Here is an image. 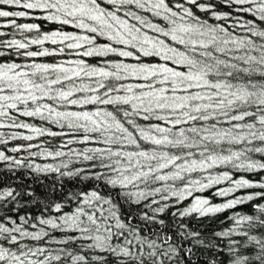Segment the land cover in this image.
Returning <instances> with one entry per match:
<instances>
[{"label": "snow or ice", "instance_id": "snow-or-ice-1", "mask_svg": "<svg viewBox=\"0 0 264 264\" xmlns=\"http://www.w3.org/2000/svg\"><path fill=\"white\" fill-rule=\"evenodd\" d=\"M0 264H264V0H0Z\"/></svg>", "mask_w": 264, "mask_h": 264}]
</instances>
